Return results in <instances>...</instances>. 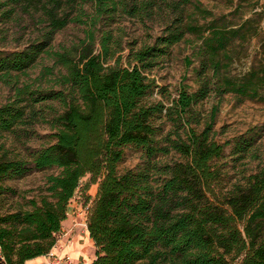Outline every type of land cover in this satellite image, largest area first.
<instances>
[{"label":"trees","instance_id":"obj_1","mask_svg":"<svg viewBox=\"0 0 264 264\" xmlns=\"http://www.w3.org/2000/svg\"><path fill=\"white\" fill-rule=\"evenodd\" d=\"M85 1L91 2L95 18L111 20L117 12L141 19L158 14L164 28L153 43L131 49L126 65L121 56L110 63L114 52L108 37L93 53L91 35L77 59L56 51L53 58L64 69L57 75L59 89L17 86L14 99L0 105V138L36 119L35 103L55 99L63 105L51 120L54 142L35 150L30 159L11 155L0 142V193L10 190L6 179L31 169H60L47 175L48 193L32 199L31 208L0 214L1 264H25L51 250L85 175L98 184L85 200L87 230L96 248L89 264H264V167L243 183L217 190L221 175L216 161L224 152V143L213 137L218 107L202 123L194 109L211 91L242 98L259 95L264 69L238 79L221 70L228 45L242 37L245 23L228 29L202 27L187 13L190 0H0V9L19 7L44 24L27 47L0 50L1 76L35 62L58 30L80 20L81 15L72 13ZM187 33L201 38L194 52L198 87L189 91L183 86L169 106L146 101L154 87L147 72ZM162 117L172 122L166 131L158 122ZM251 144L252 137L242 138L236 152ZM128 145L140 148L143 160L120 172ZM170 152L178 158H158Z\"/></svg>","mask_w":264,"mask_h":264},{"label":"rangeland","instance_id":"obj_2","mask_svg":"<svg viewBox=\"0 0 264 264\" xmlns=\"http://www.w3.org/2000/svg\"><path fill=\"white\" fill-rule=\"evenodd\" d=\"M82 7L78 10L77 6L72 13L73 16L81 15L80 20L69 22L58 30L47 51L41 53L29 67L20 72L13 71L7 77L0 74V105L14 99L17 86L26 84L32 89H59L61 86L56 79L59 71L63 72L64 69L53 58L56 51H68L77 59L82 46L88 43L91 35L93 42L89 48L93 53L100 50V42L104 37H108L111 51L114 52V58L110 63H113L117 56H121L120 62L126 65L131 49L135 50L153 43L164 28V20L158 14H154L150 19H141L117 12L113 19L108 20L103 15L99 18L94 17L91 2H82ZM186 7L187 13H191L192 20L202 27L217 26L228 29L240 27L245 23L241 32L242 37L235 38L227 47L228 59L221 68L224 74L238 79L252 69L261 71L264 69V0H190ZM5 8L0 9V50H21L39 37L44 24L38 21L37 16L33 18L19 7L12 12L4 11ZM200 42L198 34L187 33L182 40L169 48L167 54L156 60L154 66L147 72L148 77L153 80L154 87L146 101H161L169 106L178 97L183 86L189 91L198 87L195 74L198 60L194 52ZM258 93L256 97L242 98L234 92L219 95L211 91L194 105L201 123L214 105L218 107L213 137L219 143H224V152L216 161L221 175L217 190L226 191L234 183H243L250 173L264 167L263 84L259 85ZM34 108L37 113L36 119L28 125H19L12 132H4L0 138V142L4 143V147L11 155L30 159L35 150L55 140L53 136L55 129L51 120L55 114L63 110V105L58 100L47 99L35 103ZM159 121L163 123L165 131L172 127V122L166 117L158 119ZM248 137H252L251 146L243 152H236L235 144ZM158 158L170 161L177 159L178 154L170 152ZM142 160V150L128 145L124 148L118 170L123 172L135 167ZM59 170L57 167L31 169L22 176L4 180V184L9 186L10 190L0 193V214L19 208H31L32 199L39 200L42 195L48 193L47 175L57 174ZM89 180V175L82 177L71 199L79 205L87 203L85 201L87 195L90 194L92 197L97 191V182L91 183ZM90 251L93 258L96 248L91 247Z\"/></svg>","mask_w":264,"mask_h":264},{"label":"crops","instance_id":"obj_3","mask_svg":"<svg viewBox=\"0 0 264 264\" xmlns=\"http://www.w3.org/2000/svg\"><path fill=\"white\" fill-rule=\"evenodd\" d=\"M78 203L74 200L68 205V215L62 221L60 233L61 252H68L73 260L80 264H89L92 258L91 247H95L93 240L89 236L88 230L83 231L80 227L74 226V221L81 219L78 212H74ZM58 250V249H57ZM55 250V251H57ZM25 264H46V256H38L26 260Z\"/></svg>","mask_w":264,"mask_h":264},{"label":"built area","instance_id":"obj_4","mask_svg":"<svg viewBox=\"0 0 264 264\" xmlns=\"http://www.w3.org/2000/svg\"><path fill=\"white\" fill-rule=\"evenodd\" d=\"M71 202V200H70ZM69 202V203H70ZM69 205V204H68ZM89 204L86 205H79L75 208L74 212H78L81 219L74 221V226H78L81 230H87V210ZM67 215H68V207H67ZM62 244L60 243V235L56 239L55 244L51 248V250L45 254L46 256V264H78L76 263L70 253L68 252H61ZM58 249V250H57ZM57 250V251H55ZM4 259L1 249H0V264L1 261Z\"/></svg>","mask_w":264,"mask_h":264}]
</instances>
